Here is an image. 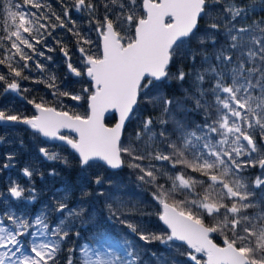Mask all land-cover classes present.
Listing matches in <instances>:
<instances>
[{"label":"snow or ice","instance_id":"snow-or-ice-1","mask_svg":"<svg viewBox=\"0 0 264 264\" xmlns=\"http://www.w3.org/2000/svg\"><path fill=\"white\" fill-rule=\"evenodd\" d=\"M64 5L65 0H60L61 13L58 14L46 0H0V16L4 18L0 24V53H3L0 66L7 69L0 74V85L4 87L5 96L19 94L20 82L29 79L24 75L26 71H32L33 65L38 73L47 70L38 58L51 60L38 46L44 45L55 29L66 27L65 20H70L72 10L87 12L91 17L89 23L102 39V55L88 54L93 42L76 31L74 34L89 48H79V67L70 59L67 62L68 74L75 78L86 77L87 86L80 92H61L56 77L50 76L48 88L59 98L58 103H62L64 97L78 102L87 94L89 114L69 115L67 111H57L40 97L39 102L35 98L27 100L35 109L31 117L10 114L12 109L0 110V127L24 125L34 135L59 140L78 155L82 170L96 164L119 169L123 166L122 155L132 157L136 162L130 167L141 173L137 179L157 185L158 191L153 196L163 207L159 219L170 230L166 237H161L145 234L144 229L128 223L127 227L137 233L140 240H159L164 245L186 243L194 250L188 255L196 264H201L198 253L207 258L203 264H264V191L259 197L256 195L258 190L264 189V157L253 159L259 151L254 133L258 130L260 138L264 139V18L237 27V22L248 20L249 11L255 8L240 7L236 0H142L144 15H138L141 11L138 0H104L102 18L101 4L96 0H72L71 9ZM207 8L218 9L219 13L212 17L214 22L205 31L220 33L223 21L226 44L216 51L214 60L201 53V69L194 74L193 91L186 95L194 105L188 111L202 113V122L188 125L173 118L174 129L169 133L168 121L161 120L157 134L152 132V120L146 119L143 133H136L137 141L142 136H148L151 141L158 135L167 152L157 151L147 157L135 155L132 148L122 147L121 135L138 97L142 90L146 93L155 83L168 79L169 65L180 46L195 35L198 21L207 14ZM53 18L57 23L52 22ZM41 20L46 23H40ZM125 25L133 33L126 44L122 43L125 37L117 31ZM211 38L215 42V36ZM199 43H204L203 37ZM60 51L68 57L64 47ZM184 54L195 63V51L185 48L180 52L181 57ZM190 75L193 73L178 70L175 78L183 82ZM205 84L210 87L205 88ZM209 96L213 99L209 100ZM163 103L164 112L169 113L173 102L165 99ZM109 110L118 113L113 127L102 122ZM61 129L72 130L78 138L61 135ZM39 151L49 161L61 159L59 153L49 154L50 150L44 147ZM145 159L150 161L146 166L143 165ZM156 162L170 164L172 170L183 166L207 179L177 173L168 177L172 187L165 190V186L157 182L158 174L162 178L167 173L163 167H156ZM257 165L261 174L250 184L243 175L244 170ZM33 174L28 168L23 170L26 177ZM102 182L97 176L95 183L99 186ZM198 187H204L203 195L197 191ZM25 192L26 189L13 183L7 189V197L0 194V200L4 201L0 211V264H57L62 245L73 236L79 239V230L74 232L73 229L78 220L83 223L85 209L70 208L54 197L51 205L43 206L35 215L26 210L17 212L13 203L35 201L34 190L28 197ZM173 194L182 195L184 199L169 204L165 197ZM252 209L256 211L247 215ZM207 217L220 219L206 227L204 219ZM216 232L229 233L232 238L225 235L224 246H218L210 238V234ZM112 239L105 232H97L92 234L90 242L78 247L73 241L62 264H140V254L127 239H120L104 250L96 247L99 243L102 248ZM253 239L255 245H252ZM238 243L242 246H237Z\"/></svg>","mask_w":264,"mask_h":264},{"label":"trees","instance_id":"trees-1","mask_svg":"<svg viewBox=\"0 0 264 264\" xmlns=\"http://www.w3.org/2000/svg\"><path fill=\"white\" fill-rule=\"evenodd\" d=\"M46 2L51 4L52 10L58 14L61 13L60 0H46ZM96 2L101 4L100 17L102 18L104 0H96ZM138 3L141 4V0H138ZM236 3L240 7L254 6L255 8V11H249L248 20L237 22V27L264 18V11H261V9H264V0H236ZM64 6L71 9L72 0H65ZM31 10L36 11L35 9ZM206 13L199 19L198 30L195 35L186 40L178 49L176 57L168 67V79L155 83L146 93L142 90L138 97L132 117L127 121L121 135L122 147L132 148L135 155L147 157L155 155L157 151L167 152L158 135L151 141H149L148 136H142V139L137 141L136 133H143V122L146 119L150 118L152 120V132L157 134L161 130V120L168 121L169 133H172L174 129L173 118L188 125L202 122V113L198 114L194 110L188 111L193 109L194 105L191 100L186 99V95H190L193 91L194 74L196 70L201 69V53L212 57L214 60L216 51L226 44L223 35V21H221L220 33L205 31L208 25L214 22L212 17L218 16L219 10L207 8ZM138 15H143L142 10ZM70 17V20H65L66 27L55 29L52 35L46 38L45 44L38 46L40 50L45 52V57H51V60L44 57L38 58L40 63L46 65L47 70L44 73H38L33 65L32 71L24 73L29 79L20 82L21 91L17 95H3L4 87L0 85V110L12 109L10 114L30 116L34 112L32 105H29L27 100L35 98L39 102V98L43 97L48 102V106L67 111L72 115L86 116L87 94H83L84 99L78 102L64 97L62 103H58L59 98L54 97L52 90L48 88L50 76L56 77V83L60 86L59 90L61 92H80L82 88L87 86L86 78H75L68 74L67 62L69 59L74 66L79 67L81 59L79 48H89L88 45L83 44V41L74 32H80L86 39L93 42L88 54L93 56H99L100 54L98 33L95 27L89 23L91 19L89 14L87 12L77 13L72 10ZM61 18L64 19L62 15ZM112 19L115 20V15L112 16ZM3 21L4 18L0 16V24H3ZM52 22L57 23L54 18ZM73 22H75L74 25ZM40 23H46V21L41 20ZM70 28L73 31H69ZM117 31L125 37L122 43H127L129 37L133 34L127 30L126 25L123 28L118 27ZM213 35L215 36V42L211 38ZM201 37L204 38L202 45L199 43ZM78 41L80 42L78 43ZM61 47L68 51V57H65L60 51ZM49 48L52 51H48ZM185 48L197 53L195 63L188 54L181 57L180 52ZM2 56L3 53H0V58ZM178 70L193 73V75L187 76L181 82L175 78ZM6 71V67L0 66V74ZM37 80L41 82L35 83L34 81ZM204 87L208 88L210 85L205 84ZM24 89L29 91L25 93ZM157 97H161V99H157ZM165 99L173 102L169 113L164 112L163 101ZM208 99L212 100L213 98L209 96ZM104 120L105 123L111 124L114 117L111 114L106 116ZM63 133L69 135L66 132ZM254 135L259 151L253 156V159L258 160L264 157V139L260 138L258 130ZM175 138L173 135L172 139ZM45 141L39 135H34L33 131L23 125L0 127V194L7 197V189L13 183H17L26 189L24 194L26 197L34 190L36 198L32 204H27L26 201L13 203V207L17 212L26 210L32 215H35L43 206L51 205L54 197L56 200L66 202L70 208L82 207L85 209L86 214L81 218L83 223L78 220L76 229H73L74 232L79 230V239L73 236L67 243L62 245L63 251L57 256V264H62L65 260L67 249L73 245V241L78 247L83 243L90 242L92 234L97 232L109 234L113 238L111 241L114 243L120 239L131 241L140 254V264H196L188 255L190 251L194 250H190L186 245L180 242L164 245L159 240L145 242L139 239L137 233H133L127 227V224L130 223L144 229L145 234L161 237L168 235L167 229L158 220L160 204L153 196V193L158 191V187L157 185L142 183L137 179L141 173L138 169L130 167L132 163L136 162L132 157L127 154L122 155L123 166L119 169H109L96 164L82 170L78 158L72 151L60 143ZM41 147L49 149V154L59 153L61 159L56 161L47 160L39 151ZM9 155L13 157L11 160L7 159ZM149 163L148 159L143 161L145 166ZM6 164L10 166L5 167ZM156 167H163L167 173L162 178L158 174L157 182L159 185H164L165 190L172 187V182L168 177H174L177 173H183L186 177L191 175L197 179H207L199 173H193L191 169H184L183 166L179 165L175 170H172L170 164L161 165L160 162H156ZM25 168L32 170L34 173L30 178L23 175ZM53 171L55 175H50ZM260 174L261 169L258 165L246 168L243 173L250 184ZM97 176L101 177L103 181L99 186L95 183ZM204 187H207V184ZM204 187L197 188V191L202 195L204 194ZM261 191H264V189L257 191V197H259ZM165 199L166 202L173 204L184 199V196L173 194L165 197ZM3 207L4 201L0 200V211L3 210ZM255 211V209L248 210L246 214L252 215ZM52 219L55 220L54 217ZM218 219L220 218L207 217L204 219V223L206 226L211 227L217 223ZM122 220L126 223H121ZM225 235H228L229 239L232 238L229 233L225 232L212 233V238L215 242L222 244ZM255 243L256 241L253 239L252 245H255ZM237 246L242 245L238 243ZM196 256L203 264V253H198Z\"/></svg>","mask_w":264,"mask_h":264},{"label":"water","instance_id":"water-1","mask_svg":"<svg viewBox=\"0 0 264 264\" xmlns=\"http://www.w3.org/2000/svg\"><path fill=\"white\" fill-rule=\"evenodd\" d=\"M141 10H142V0H141ZM143 12V11H142ZM145 13H143V15H144ZM98 40H99V51H100V54H99V56L100 55H102V39H101V37L98 35ZM126 44V43H125ZM86 78V77H85ZM87 79V78H86ZM86 107H87V113H86V115H88L89 114V109H88V103H87V99H86ZM32 109H33V114L32 115H34L35 114V109L33 108V106H32ZM57 111H64V110H59V109H57ZM113 115V117H114V120H113V122L111 123V124H107V123H105V117L106 116H108V115ZM32 115H30V116H28V117H31ZM69 115H72V114H70L69 113ZM117 120H118V113H116L115 112V110H109V111H107V112H105V114H104V117H103V119H102V122L105 124V126H107V127H113L114 125H115V123L117 122ZM24 126V125H23ZM26 128H28V129H30L29 127H27V126H25ZM32 131V130H31ZM63 132H66V133H68L69 135H67V134H64ZM60 134L61 135H66V136H68L69 138H73V139H76V138H78V136H77V134L75 133V132H73L72 130H70V129H61L60 130ZM39 137L41 138V139H43V140H47V141H49V142H57V143H60V144H62V142H60L59 140H54V139H50V138H44V137H42L41 135H39ZM69 149V148H68ZM70 150V149H69ZM70 151H72V150H70ZM73 152V151H72ZM74 153V152H73ZM75 154V153H74ZM76 155V157L78 158V155L77 154H75ZM170 204V203H169ZM163 212V207H162V205H160V211H159V213H158V220H159V222L167 229V226L163 223V221H161L160 219H159V215L161 214ZM206 226V225H205ZM206 227H208V226H206ZM167 231H168V234H169V231L170 230H168L167 229ZM210 238L213 240V238H212V234H210ZM180 243H182V242H180ZM213 243H215V244H217L218 246H221V247H223L224 246V244L222 243V244H220V243H217V242H215L214 240H213ZM182 244H184V245H186L187 246V244L186 243H182ZM188 247V246H187ZM204 255V254H203ZM206 256L204 255V261H206Z\"/></svg>","mask_w":264,"mask_h":264},{"label":"rangeland","instance_id":"rangeland-1","mask_svg":"<svg viewBox=\"0 0 264 264\" xmlns=\"http://www.w3.org/2000/svg\"><path fill=\"white\" fill-rule=\"evenodd\" d=\"M110 244H114V242L109 241L107 243H104L102 248H101L100 244L98 243L96 247L99 248L100 250H104L105 248L109 247ZM113 250H115V249H113Z\"/></svg>","mask_w":264,"mask_h":264}]
</instances>
